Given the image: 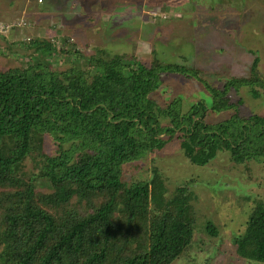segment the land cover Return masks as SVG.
<instances>
[{
  "label": "trees",
  "instance_id": "1",
  "mask_svg": "<svg viewBox=\"0 0 264 264\" xmlns=\"http://www.w3.org/2000/svg\"><path fill=\"white\" fill-rule=\"evenodd\" d=\"M24 49L37 53L35 63L0 70V188L14 189L0 194L8 204L5 210L0 205V264H173L195 237L198 215L188 188L179 186L168 199L159 169L151 179L128 184L124 166L175 137L196 166H207L219 153L239 165L264 161V117L235 113L219 123L208 121L210 111L237 105L227 97L228 85L213 88L196 70L135 61L136 70L119 56H90L91 76L70 66L54 70L58 48L49 41L29 39ZM170 73L205 84L211 100L201 99L186 113L180 100L162 107L154 94ZM233 86L250 87L258 97L264 82L253 75ZM44 135L56 144L55 155L43 151L38 137ZM36 151L44 159L40 176L52 193H38L34 178L17 174ZM74 197L84 208L70 205ZM246 223L234 241L237 254L264 264V202ZM206 230L218 236L212 221Z\"/></svg>",
  "mask_w": 264,
  "mask_h": 264
},
{
  "label": "rangeland",
  "instance_id": "2",
  "mask_svg": "<svg viewBox=\"0 0 264 264\" xmlns=\"http://www.w3.org/2000/svg\"><path fill=\"white\" fill-rule=\"evenodd\" d=\"M0 24V70L35 63L34 53L24 46L29 39H38L58 48L52 53L54 70L70 66L92 76L95 66L90 56H119L136 70L135 61L149 68L181 65L198 71L213 88L228 85L227 97L237 108L210 111L208 121L219 123L235 113L240 118L264 117V89L255 97L250 87L233 86L234 81L253 75L264 82V0H0ZM62 39L67 43L63 45ZM62 46L68 54L59 51ZM154 97L164 108L180 100L186 113L201 99L211 100L212 94L196 79L170 73ZM39 138L45 153H57L52 137ZM166 140L162 150L125 165L123 181L151 179L157 168L163 174L168 199L178 194L179 186H187L186 195L198 215L195 237L188 253L173 264H250L238 256L234 241L246 230L252 211L264 202V161L239 165L231 161L230 154L219 153L200 167L185 156L177 137ZM43 160L38 151L32 153L17 174L21 179L34 178L37 192L48 194L53 188L40 176ZM11 190L0 188V194ZM0 205L4 210L8 207L3 200ZM70 205L84 208L76 197ZM209 221L218 236L207 232Z\"/></svg>",
  "mask_w": 264,
  "mask_h": 264
},
{
  "label": "built area",
  "instance_id": "3",
  "mask_svg": "<svg viewBox=\"0 0 264 264\" xmlns=\"http://www.w3.org/2000/svg\"><path fill=\"white\" fill-rule=\"evenodd\" d=\"M0 26H2V25L0 24Z\"/></svg>",
  "mask_w": 264,
  "mask_h": 264
}]
</instances>
